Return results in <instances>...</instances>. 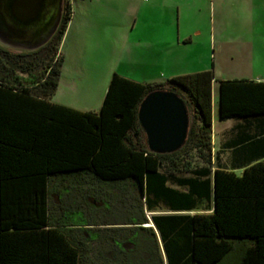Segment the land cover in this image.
Segmentation results:
<instances>
[{"label":"trees","instance_id":"1","mask_svg":"<svg viewBox=\"0 0 264 264\" xmlns=\"http://www.w3.org/2000/svg\"><path fill=\"white\" fill-rule=\"evenodd\" d=\"M72 15L66 0L36 50L0 44V264H264V154L242 174L215 160L214 70L146 83L114 72L98 111L57 103ZM218 88L220 119L264 115V81ZM157 89L193 111L175 152L150 151L139 121ZM163 205L174 212L148 215Z\"/></svg>","mask_w":264,"mask_h":264},{"label":"crops","instance_id":"2","mask_svg":"<svg viewBox=\"0 0 264 264\" xmlns=\"http://www.w3.org/2000/svg\"><path fill=\"white\" fill-rule=\"evenodd\" d=\"M123 1L125 0H74L73 15L60 46V51L66 61L69 59L68 46L70 44L77 46L80 54L76 56V64L85 66L82 74L85 80H93L97 79L96 76H101L104 84V97L109 80L113 73L118 71L116 65L122 64L125 59L140 65L139 76L145 75L146 79L144 77L131 79L144 83L161 82L158 80L165 81L173 76L211 69L212 54L209 50L212 46L215 47L219 40V43H225L221 41L223 38L218 36L219 33L215 27L207 33L203 32L199 26H190L188 16L182 13V3L178 2H173V8L176 11L174 18L165 21L161 10L159 12L157 8L160 0H143L150 14L142 16V23L139 24V17L133 12L132 5L126 9L122 5ZM116 2L121 5L122 9L124 8L122 11L116 10ZM182 2L184 6L190 0H182ZM137 30L141 49L139 55L134 52L136 42L133 44L135 40L133 34L137 33ZM117 50H119L118 53ZM95 65L107 68L104 69L103 74L101 72L99 74L90 73L94 69L91 66ZM241 78L264 81V75L256 76L254 73L250 77ZM71 82L70 84L73 85L74 80L72 79ZM214 84L212 91L213 155L215 160L220 162V166L234 169L236 172L240 171L237 173L242 174L244 168L239 166H242L244 161L259 160L264 154L262 148L249 147L253 142L264 141V115L220 119L219 88ZM95 87L94 85L92 90ZM55 96L56 93L53 100ZM95 108L97 107L83 110L96 111ZM260 143L264 146V142ZM172 185L177 187L175 184ZM159 209L164 210L151 213L174 212L164 205ZM190 212L195 213V211Z\"/></svg>","mask_w":264,"mask_h":264},{"label":"rangeland","instance_id":"3","mask_svg":"<svg viewBox=\"0 0 264 264\" xmlns=\"http://www.w3.org/2000/svg\"><path fill=\"white\" fill-rule=\"evenodd\" d=\"M173 2L182 3V13L188 16L190 26H199L203 32L207 33L215 27L219 33L218 36L223 38L221 41L225 42L221 44L219 40L216 46H212L209 50L212 54L211 69L214 70L215 74V87L218 86L219 80L224 78L250 77L253 73L256 76L264 75V0H190L184 6L182 0H160L157 8L159 12L161 10L165 21L174 18L176 11L173 8ZM73 3L74 0H72ZM122 5L126 9L129 5H132L133 12L139 17V24L142 23V16L150 14V10L143 0H125ZM115 8L120 11L124 9L117 2ZM136 32L133 34L135 37L133 44L136 42L134 52L139 55L141 49L138 30ZM251 45L253 46L252 50ZM67 49L69 59L64 61L62 80L54 97L55 100L52 97V101L82 110L97 107L95 109L98 111L104 99V84L101 76H96L97 79L85 80V76L82 75L85 66L76 64V56L80 54V50L73 44H70ZM91 67H94L90 72L93 74H99L100 72L103 74L104 69L107 68L99 65ZM116 67L118 73L129 78L140 79L144 77L146 79L145 75L139 76L140 65L130 62L128 59H125L122 64H118ZM72 79L74 80V86L70 84ZM94 85L96 87L92 90ZM189 111L190 121H192L193 111L191 107H189ZM237 172L240 173V171ZM84 191L91 193L89 189ZM52 197L54 201L58 202L56 194ZM89 200L91 201V199ZM100 212L102 211L100 210ZM150 214L152 213L148 211L149 216ZM235 251L230 256L231 261L236 260L239 256L240 251Z\"/></svg>","mask_w":264,"mask_h":264},{"label":"water","instance_id":"4","mask_svg":"<svg viewBox=\"0 0 264 264\" xmlns=\"http://www.w3.org/2000/svg\"><path fill=\"white\" fill-rule=\"evenodd\" d=\"M65 0H0V44L16 51H33L51 40L62 20ZM139 121L148 148L171 153L189 135L190 111L177 92L157 89L139 107Z\"/></svg>","mask_w":264,"mask_h":264},{"label":"built area","instance_id":"5","mask_svg":"<svg viewBox=\"0 0 264 264\" xmlns=\"http://www.w3.org/2000/svg\"><path fill=\"white\" fill-rule=\"evenodd\" d=\"M66 1V0H65ZM71 1V0H70Z\"/></svg>","mask_w":264,"mask_h":264}]
</instances>
